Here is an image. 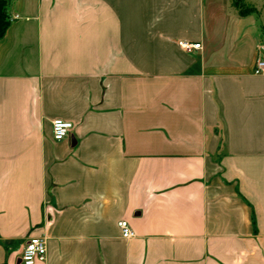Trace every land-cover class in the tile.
Returning a JSON list of instances; mask_svg holds the SVG:
<instances>
[{"label":"crops","instance_id":"obj_1","mask_svg":"<svg viewBox=\"0 0 264 264\" xmlns=\"http://www.w3.org/2000/svg\"><path fill=\"white\" fill-rule=\"evenodd\" d=\"M244 2L9 0L0 263L42 236L35 264H264V0Z\"/></svg>","mask_w":264,"mask_h":264},{"label":"built area","instance_id":"obj_2","mask_svg":"<svg viewBox=\"0 0 264 264\" xmlns=\"http://www.w3.org/2000/svg\"><path fill=\"white\" fill-rule=\"evenodd\" d=\"M178 43L187 51L200 48V43H190L187 41H180ZM253 72L255 74H264V60L260 58L255 60ZM71 129L72 123L70 121L63 119H54L51 121L52 137L56 141L67 138ZM117 225L123 238H131L134 236V232L126 220H119ZM46 252V239L42 236H31L24 243L23 251L20 256V263L35 264L36 262H43L46 259Z\"/></svg>","mask_w":264,"mask_h":264},{"label":"trees","instance_id":"obj_3","mask_svg":"<svg viewBox=\"0 0 264 264\" xmlns=\"http://www.w3.org/2000/svg\"><path fill=\"white\" fill-rule=\"evenodd\" d=\"M8 2L9 0H0V37L4 35L10 21L9 16L7 14ZM231 3L236 8L240 16H245L255 11L254 8L247 5L244 0H231Z\"/></svg>","mask_w":264,"mask_h":264}]
</instances>
